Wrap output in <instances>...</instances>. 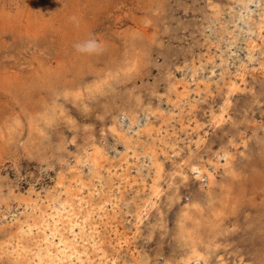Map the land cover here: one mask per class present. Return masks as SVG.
<instances>
[{"label": "rangeland", "instance_id": "obj_1", "mask_svg": "<svg viewBox=\"0 0 264 264\" xmlns=\"http://www.w3.org/2000/svg\"><path fill=\"white\" fill-rule=\"evenodd\" d=\"M126 155L117 264H264V0H0V264L24 199Z\"/></svg>", "mask_w": 264, "mask_h": 264}, {"label": "bare ground", "instance_id": "obj_2", "mask_svg": "<svg viewBox=\"0 0 264 264\" xmlns=\"http://www.w3.org/2000/svg\"><path fill=\"white\" fill-rule=\"evenodd\" d=\"M220 115L223 117L224 113L222 112ZM155 150L156 148H154L152 151ZM93 153V156H95V152ZM105 155L107 156V154ZM92 158H89L91 159L94 167L92 170L96 171L97 169H100V167H97L100 163L94 157ZM122 161H125L126 164L123 165ZM157 162L160 163L161 161ZM130 163L131 162L128 161V155L121 159L120 166L125 167L126 171L123 172V175L117 174V172H115L118 175V180L116 183L114 180L115 177L112 174V171L114 172L116 169H112L111 165L108 166L107 170L109 173L107 174V181H105L108 183V186L104 185L98 188L96 184L93 183L95 187H93L94 185L92 187H86L87 183L83 181V175L79 171L77 172V175L74 174V176L69 179L64 189L48 188L45 195H42L41 192H37L36 196H31V198L24 199L26 205L24 210L21 211L22 215L14 216L12 219L15 228L10 229L11 231L9 230L11 233L10 238L5 239V241L2 242L3 250H9V247H11L10 253L15 256V264H117V255L115 254L113 256L111 251L106 246L107 243H110V240L105 238V233L103 234L104 236L99 234L101 232V230H99V226L102 223L104 227H106V224H110L109 222L113 221L110 217L109 219H111V221H109L107 216L108 213L111 212L114 214V216H117L118 212L117 208L115 207L117 206L116 197L118 198V196L116 195L118 193L123 194L127 187H135L133 183L136 181V177H134V182H132L133 180H129V173L131 169ZM161 167V163L156 167V179L154 184L149 186V194L141 203L139 214L137 216L138 222L143 220L145 215L142 214L147 212L148 207H153L159 197H161L163 191L161 183L159 182L163 174L161 172ZM100 170L102 171V169ZM61 179L58 180V185L63 184V179ZM101 182L103 183L104 181L101 180ZM146 184L148 185V183L145 182L144 186H146ZM55 187H57V185H55ZM138 188L139 187L137 186V189ZM110 203L112 204V209L114 211L108 210V205ZM118 232L119 231H117V233ZM128 241V239L121 241L120 238L117 240V243L121 246L124 242ZM5 243L9 244L7 245ZM191 254L192 255L186 257L184 261L185 264H191V261L196 262V264H204L205 257L201 254V252H199L198 249H193Z\"/></svg>", "mask_w": 264, "mask_h": 264}, {"label": "clouds", "instance_id": "obj_3", "mask_svg": "<svg viewBox=\"0 0 264 264\" xmlns=\"http://www.w3.org/2000/svg\"><path fill=\"white\" fill-rule=\"evenodd\" d=\"M76 49L80 52H86L91 54L94 51H97L99 45L96 43L95 40H86L83 43H78L75 45Z\"/></svg>", "mask_w": 264, "mask_h": 264}]
</instances>
